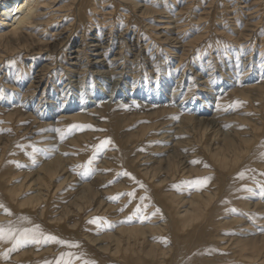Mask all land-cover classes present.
Here are the masks:
<instances>
[{"label":"rangeland","instance_id":"1","mask_svg":"<svg viewBox=\"0 0 264 264\" xmlns=\"http://www.w3.org/2000/svg\"><path fill=\"white\" fill-rule=\"evenodd\" d=\"M95 2L99 3L101 0ZM112 3L115 5L109 4L104 12L113 9L115 14L108 16L106 22L101 16L99 21L80 27L76 16L66 12L63 15L68 17L58 19V28L54 25L53 29L68 27L67 33L71 41L65 40L67 36H64L66 38L63 45L66 47H72L75 41L88 43L98 35L101 42L106 44L104 46L107 51L114 47V53L120 52L129 87L122 90L126 92L128 101L124 102L121 94L118 96L121 102L112 106L109 95L113 81H102L94 90L85 92V103L93 102L103 108L102 112L94 115V118L91 117L92 119L83 117L80 114L88 110L90 103L77 101L78 110L69 113L76 118L60 123L56 115L59 109L67 106L65 101L70 100L71 93L66 90L64 94H56L58 100L49 95L54 88L63 89L64 83L67 82L65 78L61 80V72L64 71L56 69V73L50 71L49 74H44L43 84L25 94L35 82L31 80L30 75L40 71L43 64L39 61L36 64L35 58L26 55L17 56L10 66L12 69L7 68L3 62L0 63V108L6 111H0V168L9 169L6 185L10 177L8 187L17 191L20 201L27 199L35 194L33 189L36 183L31 184L37 178L34 171L39 170L47 160L51 161L58 155L63 156L62 159L66 162L69 159L74 160L68 163V166L70 164L71 169L76 171L74 180L66 179V172L56 176L51 180V190L56 192L49 198L47 206L42 204L48 207L47 218L65 221L68 226L71 225V229L80 230V237H76L79 241L89 240L77 248L70 259L64 258L61 264H133L112 256L114 252L118 253V250L113 247V240L106 239L105 236L116 235L120 228L147 226L152 215L142 223L143 212L130 208L132 204L143 203L145 195H128L141 190V186L133 187V179L130 178L127 166L114 164L110 153H116L117 147L112 145V137L121 143L127 142L131 151L130 159L139 156L143 162L149 158L147 165L140 167H148L149 178L154 175V180L158 183L168 179V193L181 197L184 201L190 200L193 195L214 193L213 205L219 204L221 200L223 191L221 194L217 192L219 184L224 182V185H227L226 180L229 181L236 173H224L220 163L210 157L220 151L218 147L223 146L225 137L234 138L237 142L241 140L236 147H241L243 153L251 151L250 156L255 154L259 157L261 165L251 167L247 171L246 179L239 186L243 191L241 200L249 202L238 200L234 204H221L218 207L213 226L215 241L201 253L212 260L211 256H214L217 264H264V144H261L264 136L258 140L256 133L264 124V0H113ZM134 3L147 6L153 11L142 14L144 8H136ZM65 4V0H61L56 8ZM161 16L163 18H159ZM169 16L177 21V28L171 34L174 37L178 35L181 43L164 42L152 35L151 27L156 26L158 20H168ZM96 25L101 27L99 31L95 28ZM246 29L247 32L243 33ZM50 31L51 28H48L46 32ZM4 44L3 41L0 42L1 49L6 47ZM62 52L64 53L61 58L68 50ZM53 57L56 62L57 56ZM208 77L210 82L202 84ZM190 79L192 82H189ZM89 80L90 78L85 82L91 85ZM12 85L17 89L14 92H11ZM134 88L135 94L132 93ZM147 89H154L155 94L159 91L158 94L166 97L160 103H151V108H144L139 102V97H145ZM141 91L144 93H140ZM172 94H175L173 106L165 108ZM10 95L16 96V107L23 105L19 114L9 111L15 108L7 103V97ZM24 95L29 97L27 101L24 100ZM134 96L137 98L133 99ZM184 97L187 99L186 104H194L192 106L195 109L201 105L204 109H210L212 114L206 113L204 116L211 119L213 112L218 108V119L223 120L221 123H224V126L220 127L221 129L205 128L194 121L184 122L186 115L196 117L197 112L169 110L181 104ZM130 100L133 102L128 103ZM50 101L56 105L57 111ZM123 103L127 104L122 106ZM24 112L26 116L22 121L20 115ZM177 119L182 122L181 128L177 130L180 144H177V149L174 147L166 150L159 140L162 136L161 130L165 128V123ZM158 125L161 126L156 127ZM152 134L156 136L150 138ZM174 151H178L176 156ZM228 155V161L234 162L236 157ZM224 157L225 154L217 159L221 162ZM103 162L108 163L105 171L99 168V164ZM169 164H173V167L167 170ZM168 171L170 172L167 173ZM97 174H100V177H97ZM198 178L208 179L201 184L192 183ZM83 183L92 184L95 189L90 207L85 204L90 196L75 200ZM99 205L100 209H106L104 214L95 213ZM4 213L5 211L0 212V216ZM53 233L46 234L44 242L38 247L36 241H33L10 251L5 262L8 263L10 257L24 252L32 258L27 264L34 263L33 257L40 255L39 253L43 254L40 260L49 258L55 263L59 256L65 255L59 254V251L65 249V243H60L54 249L53 241H58L59 238L53 236ZM99 239L102 241L97 242ZM136 247L143 255L151 257H161V253L169 256L173 251L171 243L165 242L162 232L153 233V236ZM86 248L90 252L89 255L82 254ZM94 259L96 263L93 262ZM136 260L140 261L138 256ZM224 261L228 262L220 263Z\"/></svg>","mask_w":264,"mask_h":264},{"label":"bare ground","instance_id":"2","mask_svg":"<svg viewBox=\"0 0 264 264\" xmlns=\"http://www.w3.org/2000/svg\"><path fill=\"white\" fill-rule=\"evenodd\" d=\"M60 1L61 0H0V42L3 41L5 43L4 45L6 46L3 49L0 48V63L3 62L6 65V67L9 68L11 64L15 62L17 56L20 57L22 55H26L27 57L35 58L37 60L35 61V63L36 62L38 63L39 61L43 64L40 71L34 72V74L31 73L33 74V76L30 75V78L31 80H35V82L31 84V86H29L25 94L30 93L32 88L36 89L38 85L43 84L44 74L47 73L49 74L50 71L51 73L52 72L56 73L55 71L56 69H58L57 71L63 70L66 74H64V72H61V76H62L61 80L62 78L63 79L65 78L66 79L65 81L67 82L64 83L63 89L60 90L58 89V87L56 89L54 88L53 92L51 91V94L49 95L52 99L58 100V96L56 94H59L60 92L64 94L66 90H68L71 93L70 96L71 98H69L70 100H68L67 102L65 101V106L66 104L67 106L63 109H59L56 115L58 121H60L61 123V121L67 122L68 120L76 118L75 116L69 113L73 110H78V105H76L77 101L81 103H85V92H87L90 89L94 90L96 88V85L101 84L102 81L103 82L104 81L107 82L110 80L113 81V85L110 88V95H109V98L111 99L112 102V106L118 105V103L121 102V100L118 98V96L121 94H123L122 99H124V102L129 100L126 92L122 90L126 87L127 88L129 87L127 86V82H126L127 76L124 74V69L121 64L122 60L120 59V55H119L120 52L119 54L114 53V49H115L114 47L107 51L106 49L107 47L104 46L106 44L101 42L100 36L95 35L93 38H91V40H89L88 43L85 44L83 42L79 43L78 41L77 42L75 41L72 44V47L69 45L70 47L67 46L68 47L67 48L66 46L63 45V41L65 40H67L68 42L71 41L70 36L68 37V33H67L68 27H62L61 29H56V28L53 29L54 25H56L57 23L59 24L58 19H65L68 17V15H63V13L66 12L72 13L76 16L80 27H85L86 25L90 24L93 21L96 22L99 21V18L101 16L105 19L106 22L108 16L115 14L114 13L115 10L113 9L110 12H104L105 8L107 9L106 6H109V4H113L112 3L113 0H101V2H99L101 4L96 3L95 0H71V1L65 0L66 2L65 5L56 8V5ZM133 5L139 9L144 8V10H142V14L151 13L153 11L151 8H148L147 6L139 5V3H134ZM159 18H163V17L161 16ZM167 19L168 20H158L157 25L151 27L153 31L152 35L154 37L160 38V40L164 42L172 43L174 41L176 43H181V40L179 39L178 35L177 38L171 34L174 33L173 30L177 28V21L174 20L173 17L171 16L167 17ZM48 28H51L50 32H46ZM95 28H97V31L101 29L99 25H96ZM91 29H93V27H91ZM245 32H247V29L243 31V33ZM64 36H67V39H65L66 37ZM74 44L75 46H73ZM64 50L65 52L68 50V52L67 54H65L64 57L61 58V55L64 53L62 51ZM44 54H46V56H44ZM53 55L57 56L56 62L53 61L54 60ZM48 60H51L52 62L50 63L48 62ZM51 67L54 68L51 69ZM209 77H211L210 74ZM209 77L204 79L205 80V81L203 80L204 82L201 81L202 84H208V82H210ZM88 78H90L89 84L91 85H88L85 82ZM192 79H190L189 82H192ZM54 83H56V81H54ZM11 90H12L11 92H14V90L17 89H15L14 85H12ZM150 90L151 89L149 90L147 89V91H145V93L147 94L145 95V97H139L140 100L139 102L144 108H151L150 107L151 103H157V102L160 103V101L166 97L164 95L158 94L159 91H157V94H155L154 89H152V91ZM225 90L226 89L224 88L223 91ZM135 92L136 89L134 88L132 93L135 94ZM103 93L105 92H102V94ZM140 93H144V91H141ZM174 96L175 94H172L171 100H169L170 102L168 105H166L165 108L171 105L173 106ZM7 98H9L7 99L8 100L7 103H9L11 106H15V101L17 100L16 96L10 95ZM23 98L25 101H27L29 97H26L24 95ZM136 98L137 97L134 96L133 99ZM72 99L73 101H71ZM186 101L187 99L186 97H184L181 104L176 105L177 107H179L178 109L176 106H174L169 110L176 109L179 111V109H181L184 110L185 112H193V113L197 112L196 117L194 115H186L184 122L194 121L195 123H198L199 126H204L205 128H210V127L220 128L224 126V123H221V121L223 122V120L218 119L219 118L218 116L219 114L217 111L218 108L213 112V117L211 119L204 116V114L206 113L212 114L211 113L212 111L211 112L209 111L210 109H204L203 105L198 107V109H195L192 106L194 104L188 105L186 104ZM130 102L133 101L130 100L128 103ZM164 102L166 103L167 101ZM88 103H90V101L86 102L85 104ZM110 103L108 102V104ZM50 104L54 106V108L56 109L55 111L58 110V108H56V105H54V103L50 101ZM126 104L127 103H123L121 105L123 106ZM22 107L23 105L22 106L19 105L18 107L15 106L14 109H11L9 111L13 114L16 113L19 114L23 110ZM102 109L103 108H100L99 106H96V104L91 102L88 105V110L85 112H81L83 114L80 115L88 119H92L91 117L94 118V115L102 112ZM0 111L4 113L6 112L5 109L2 107L0 108ZM25 116H26L25 112L20 115L22 121H24L23 119L25 118L23 117ZM19 120L20 119H18V121ZM181 123L182 122H180V120L178 119L174 121L170 120V122L165 123L166 124L165 128L161 130L162 136L159 140H161L160 142L163 143L162 147L166 148V150H171L174 147H176L177 149V147L179 146L177 145L179 143L177 130L181 128L180 127ZM160 124L162 125L163 123ZM161 125H158L156 127H160ZM256 133L258 135V140L261 137L263 138L264 124L261 128L256 130ZM154 136L156 135L152 134L150 135V138ZM224 139L225 142L223 146L218 147V150L220 151L218 153L213 154L210 157V159L214 161L217 160V162L220 163L219 165L221 167V171H223L224 173L230 171L231 173L235 172L236 174L233 177L229 178V181L228 179L226 180L227 185H224V182L219 184V190L217 189V192L221 194V192L223 191L222 194L220 195L221 200L219 201V204L213 205L212 199L215 196L213 195L214 194L213 192H212L213 194L207 192V194L193 195V197L187 201H184L181 197L168 193L167 192L168 190L166 188L168 179L165 178L160 183H158L154 180V175L152 176V178H149L148 167L146 168L140 167V165H147V161L149 160V158H146V160L143 162H141L142 158H139V156H136L135 159H130L129 157L131 156L130 155L131 151L129 149L127 142L121 143L117 141L115 137H112V145L117 147L116 153L114 154L110 153V156H113V159L115 161L114 164H116L117 166H122V165L127 166L130 172V178L133 179V187L135 185L141 186V190L135 192L134 195L136 197H140L141 194L145 195V199L143 203L132 204L130 208L133 211L143 212L142 213L143 216L141 215L142 223L145 222L148 216L152 215L151 218L149 219L150 222L147 226L141 225L140 227H133L131 229L120 228L118 229L116 235L108 234L105 236L106 239L113 240L114 242L113 247L115 248V250H118V253L114 252L112 256H117L123 261L133 264H215L216 263L215 261L217 260L215 259L214 261V256H211L213 257L212 260L201 252L203 249L207 250L210 246H212L213 242L215 241V236L213 235V230H215V228H213V226L215 225L214 220L216 221V216L219 211L218 207L221 204L231 205L236 203V201L241 200L240 195L241 193H243V191L240 190L239 186L246 179L248 174L247 171L254 166L261 167L260 161L258 159L259 157L255 156V154L250 156L251 151L250 152L247 151L248 153L247 152L243 153L241 147L239 148L236 147V145H239L241 143V140L237 142L234 141V138L228 139L225 137ZM263 142L264 140H261V144H264ZM177 153L178 151L173 152L175 156ZM223 154H225V157L220 162L217 158H220ZM228 154H232L234 158L236 157L234 159V162L230 163V161H228L230 160L228 159L230 158ZM1 155L2 157L4 156L3 154ZM2 157H1V163H2V159L4 158ZM62 157L63 156L58 155V157H55L51 161L47 160V162H45L43 166L39 168V170L34 171L37 178L31 184L36 183L34 184V189H33V193L35 194L29 196L27 199L23 198V200L21 201L19 200L17 191L12 187H8V184L10 183V177L6 185L5 180L6 177L9 176L10 174L9 169L0 168V205H2V207H0V212L5 211L4 215L0 216V226H3L6 230L9 228L15 230V235L11 237L6 235L5 238L0 239V264L29 263L32 260V258L27 256V253L24 252L14 257H10V261L8 263L5 262V259L6 257L9 256L10 251L14 249H19L20 247L26 244L28 245L33 241H36L37 243L36 247H38L42 242H44L43 241L44 236L48 233H53V231H54L53 236L58 237L59 238L58 241L65 242V246L64 245L63 246L65 247L64 250L66 252H64V250L59 251V254L65 253V255L59 256V258L54 263L51 262L49 258H47L45 261L40 260V258H42L40 256H43V254L39 253L40 255H36L35 257H33L34 263L32 264H61L64 258H66V260L70 259L72 255H74L73 252L77 251V248L82 246V244L85 245V243L89 241L87 239L82 240L83 242L79 241L76 237L81 235L80 230L77 231L75 229H71L70 228L71 225L68 226L65 223V221H62L61 219H54L52 217L47 218V216L49 215L48 207L42 205V204H46L47 206L49 198L53 196L54 192H56L53 189L51 190L52 188L51 180H54L56 176L66 172L68 173L66 179L71 178L72 180H74L73 175L76 171L75 169H71L70 164L68 166V163L74 160L70 161L69 159V161L66 162L62 159ZM60 161H62L63 163H61ZM239 162H242L243 164H239ZM106 165H108V163L103 162L101 165L99 164V168L102 171H105V168L107 167ZM172 167L173 164H169L167 170H170V168ZM169 172L170 171H168L167 173ZM97 175H98L97 177H100V174ZM84 183L80 189L81 193L80 191L77 193L76 195L77 199L75 198V200L77 201L83 200L86 196L87 197L90 196L89 198L86 199L87 202H85L86 206L90 207L91 204L93 203V199L91 197H94L95 189L92 188V184H84ZM90 198L91 201H89ZM242 202L248 203L249 201L244 200ZM183 207L185 208L184 210ZM105 211L106 209L105 208L100 209V205H99V207L96 208L95 213L98 212L104 214ZM24 229L31 230L27 236L28 242L18 243V240L20 239V232ZM156 232H162L165 242L168 241L169 243H171L173 247V251L170 252L171 254L169 256H167L166 253H161L162 256L159 254L162 257V259L161 257H157V256L151 257L148 255H143V252L140 249H137L136 247L137 245H140L143 242H145L148 239V237L153 236V233ZM58 241L55 242L53 241V243L55 244V247H53L54 249H56V247H58V245L60 244ZM101 241L102 239L97 240V242H101ZM89 253L90 252L87 250V248L82 252V254H87V255H89ZM136 256H138L140 261L136 260ZM93 262L96 263V259H94ZM227 262L228 261H224L220 263H227Z\"/></svg>","mask_w":264,"mask_h":264},{"label":"snow or ice","instance_id":"3","mask_svg":"<svg viewBox=\"0 0 264 264\" xmlns=\"http://www.w3.org/2000/svg\"><path fill=\"white\" fill-rule=\"evenodd\" d=\"M103 146V145H102ZM208 178H198L196 181H193L192 183H196V184H201L207 181ZM128 195H134L133 193H128ZM0 207H2V205H0ZM31 230L29 229H24L20 232V239L18 240V243H27V236L29 234ZM13 236L15 235V230L9 228V229H5L3 226H0V239L5 238V236ZM48 239H56L55 237H48ZM59 243H65L64 241H58Z\"/></svg>","mask_w":264,"mask_h":264}]
</instances>
